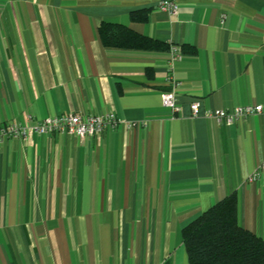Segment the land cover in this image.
Here are the masks:
<instances>
[{
  "label": "crops",
  "instance_id": "obj_1",
  "mask_svg": "<svg viewBox=\"0 0 264 264\" xmlns=\"http://www.w3.org/2000/svg\"><path fill=\"white\" fill-rule=\"evenodd\" d=\"M176 2L170 15L158 0H0V126L117 119L100 136L4 139L0 264H189L182 229L231 193L238 224L264 239V171L250 180L264 113L201 116L264 106V0ZM103 22L181 48L179 113L160 98L169 49L105 46Z\"/></svg>",
  "mask_w": 264,
  "mask_h": 264
},
{
  "label": "trees",
  "instance_id": "obj_2",
  "mask_svg": "<svg viewBox=\"0 0 264 264\" xmlns=\"http://www.w3.org/2000/svg\"><path fill=\"white\" fill-rule=\"evenodd\" d=\"M132 18L139 17L132 14ZM98 30L105 46L149 51H166L170 47L118 23L103 22ZM181 239L189 264H264V239L238 224L234 193L188 223L181 231Z\"/></svg>",
  "mask_w": 264,
  "mask_h": 264
},
{
  "label": "built area",
  "instance_id": "obj_3",
  "mask_svg": "<svg viewBox=\"0 0 264 264\" xmlns=\"http://www.w3.org/2000/svg\"><path fill=\"white\" fill-rule=\"evenodd\" d=\"M157 7L160 11L167 12L170 15L177 14L176 0H158ZM181 57V48L177 45H170L169 60L167 63V82L172 88L170 91L162 92L160 98L162 106L169 109L173 115L179 113L180 108L177 105V83L172 75V65L175 61L180 60ZM190 111L192 117L199 116V104L197 102L191 103ZM260 113H264V106L247 105L236 107L231 111L205 110L201 116L208 120H214L218 124L224 123L226 125H232L239 119ZM116 123L117 119L112 112L91 116H81L78 114L55 115L41 121H34L31 118H27L23 124L10 123L0 126V144L4 139L8 138L25 139L33 135L47 136L54 133H64L80 139L100 136L107 126L114 127ZM262 171H264V163L251 176L250 180L257 178Z\"/></svg>",
  "mask_w": 264,
  "mask_h": 264
}]
</instances>
